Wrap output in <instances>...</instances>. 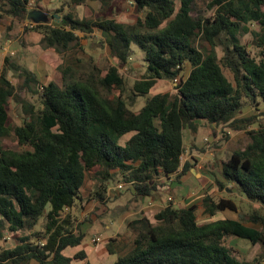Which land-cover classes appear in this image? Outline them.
Here are the masks:
<instances>
[{"label":"trees","instance_id":"16d2710c","mask_svg":"<svg viewBox=\"0 0 264 264\" xmlns=\"http://www.w3.org/2000/svg\"><path fill=\"white\" fill-rule=\"evenodd\" d=\"M99 1L109 5L108 0ZM131 1L147 11L135 24L66 13L52 24L31 26L42 34V47L59 53L77 43V30L97 29L122 64L129 61L136 43L146 69L130 89V101L123 96L126 81L117 66L101 74L91 60L60 64L65 81L60 86L53 80L39 84L32 70L5 58L6 67L24 72V86L40 94L41 106L22 100L26 117L11 126L9 98L18 95L5 69L0 73V241L7 232L17 239L14 247L0 250V264H28L32 258L39 264H71L64 249L81 244L85 237L75 232L71 210L82 204L81 191L89 176L103 184L90 190L89 197L104 200L108 184L118 174L132 182L136 197L154 196L162 185L160 178H180L192 166L190 160L182 162L185 128L195 131L200 120L246 128L254 122L252 117L237 115L248 102L256 107L264 103V0H209L213 12L207 17L192 15L195 0ZM29 2L0 0V22L5 15L27 20ZM253 22L260 26L254 32L262 47L259 60L241 41ZM218 47L224 52L221 58ZM185 64L190 71L180 76ZM82 69L85 77L77 76ZM176 77L177 93L149 96L157 79ZM139 96L146 97L145 103L135 111L131 106ZM12 132L28 147H3L1 139ZM248 134L247 146L223 162V180L217 183H231L264 207V124ZM168 201L154 214L155 221L142 213L127 223L134 238L126 252L119 253L114 239L108 240V251L117 253L112 264H261L241 259L224 238L235 235L264 246V229L230 217L200 223L197 204L177 207ZM204 205L212 216L238 209L231 197L216 200L206 195ZM251 219L264 223L260 214ZM84 256L79 251L74 257Z\"/></svg>","mask_w":264,"mask_h":264},{"label":"rangeland","instance_id":"374dc122","mask_svg":"<svg viewBox=\"0 0 264 264\" xmlns=\"http://www.w3.org/2000/svg\"><path fill=\"white\" fill-rule=\"evenodd\" d=\"M109 5H102L99 0H88L84 4H70V0H30L28 6L30 9L41 7L49 15V23L59 21L61 16L66 13H72L76 18L99 19L109 17L119 22L135 24L139 18H144L147 11L138 10L131 0H108ZM209 0H195L192 8L194 17L209 16L213 9L208 7ZM58 12V13H56ZM57 14L58 16H55ZM32 21L24 20L10 15H5L2 19L0 27V46L2 40L12 44L6 57L11 62L20 64L24 68H28L37 74L40 84L48 83L49 80L57 82L60 86H64L62 72L58 69L60 64H70L78 58L92 61L101 70V74H105L109 67L117 66L119 73L125 78L126 84L123 96L130 101V89L136 80H140L145 75V58L144 53L136 43H132L133 53L129 57V61L122 64L115 57L105 42V38L101 31L94 29L92 32L77 30L78 40L64 53L57 52L54 48H44L39 42L38 31L31 28ZM252 31H247L241 35V41L247 45L251 56L259 60L261 57L262 47L259 39L254 32L260 31V26L253 22L250 25ZM40 43L41 46H38ZM206 42L198 40V44ZM31 44L32 50H24L23 46ZM37 48V49H34ZM44 55L39 56V51ZM10 50H14L12 54ZM18 52L24 56V59L18 57ZM220 58L224 54L221 47H218ZM0 54V62L3 59ZM223 67V66H222ZM4 68L11 82L16 86L18 97L9 98L8 111L11 126L20 125L26 115L23 111L22 100H30L40 107L39 95L35 94L26 86H24V72L22 70ZM0 66V73L4 70ZM224 72L229 78H232L228 68L223 67ZM190 71L189 64L184 65L180 76H186ZM85 70H79L77 76L85 77ZM70 77V76H69ZM67 79H69L67 77ZM162 92L175 94L178 92L177 84L173 80L157 79L151 88L150 95ZM119 93V90H116ZM145 98L139 96L135 99L131 108L138 111L145 103ZM264 103L256 107L249 102L245 104L238 118L252 117L253 123L246 128L235 129L231 123L208 124L204 120L197 121V129L189 131L185 128L183 131L184 152L182 162L190 160L192 166L180 178L173 174L170 178H160L162 184L159 187L157 196L160 198L173 195L172 204L177 207L187 206L189 204H197V220L205 223L220 217L236 218L243 221L246 225L264 229V223L253 221L251 216L262 215L264 217V207L259 203L252 202L244 197L231 183H226L225 187H220L217 180H223L221 168L231 153L238 149H244L250 142L251 138L248 134L249 130L256 129L259 125L264 124ZM233 124V123H232ZM239 124L242 125L240 122ZM126 138V137H124ZM124 140V139H123ZM121 139V141H123ZM1 145L6 148L22 150L28 146L20 144L14 132L1 139ZM200 172L201 176L198 175ZM185 175V176H184ZM184 176V177H183ZM181 178H183L181 180ZM123 183L124 186L119 188L118 185ZM103 186L99 180L87 178L82 188L83 195L82 204L74 207L71 211L76 216V227H82L83 231L87 229V225L92 226L83 239V244L90 247H96L94 252H101L106 249L101 264H112L117 253H110L107 250V242L114 239V248L119 253L126 252L132 245L134 233L127 226V223L138 216L145 214L155 221L154 214L159 211V207L150 210L145 209V198L141 199L135 196L131 181H126L122 175L118 174L110 181L107 187L104 200L89 197V191ZM169 187V188H168ZM211 195L216 200L221 197H231L238 204L237 211L227 209L217 212L212 216L204 205V197ZM156 196V197H157ZM158 197V198H159ZM193 198H195L193 200ZM169 202V201H168ZM167 202V203H168ZM44 220V219H42ZM109 224L111 228H105ZM100 235L102 241L93 243L92 237ZM224 242L231 246L236 254L243 260L260 261L264 264V246L261 243H252L249 239L240 238L235 235H229L224 238ZM17 239L14 235L7 232L5 237L0 241V250L3 248H12L16 245ZM71 249L68 247L67 252Z\"/></svg>","mask_w":264,"mask_h":264},{"label":"crops","instance_id":"0c3cea01","mask_svg":"<svg viewBox=\"0 0 264 264\" xmlns=\"http://www.w3.org/2000/svg\"><path fill=\"white\" fill-rule=\"evenodd\" d=\"M38 8H41V7H38ZM42 9V8H41ZM43 10V9H42ZM0 24H1V22H0ZM2 31V29H1V27H0V32ZM2 33V32H1ZM41 36H42V34L40 33V32H38V37H39V42H40V39H41ZM2 45L0 46V54H2L3 55V59L1 60V62H0V66H1V68L2 69H4L6 66H5V58H8V57H6V54H7V52H9V49H10V47H11V45L12 44H10V43H7V41H5V40H2ZM37 45L38 46H41L40 45V43H37ZM23 49L24 50H32V48H31V44H28L26 47L25 46H23ZM34 49H37V48H34ZM11 51V53L13 54L14 53V50H10ZM44 55V52H43V49H42V51H39V56H43ZM18 57L19 58H21V59H24V56L21 54V52H18ZM10 59V58H9ZM7 68H9V67H6V69ZM10 69H13V68H10ZM17 71V70H16ZM34 72V71H33ZM35 74H36V72H34ZM36 76H37V74H36ZM9 78V77H8ZM10 80V79H9ZM11 81V80H10ZM49 81H51V79L49 80ZM39 84H40V81H39ZM44 84H46V83H44ZM201 173L200 172H198V174H197V176L198 175H200ZM185 176V175H184ZM183 176V177H184ZM201 176V175H200ZM183 178H181V180H182ZM184 180V179H183ZM169 188V187H168ZM159 192V191H158ZM158 192L156 193V195H154V196H149V197H145V209H147V210H150V209H152V208H154V207H159L160 209H162L163 207H165L169 202H168V197L169 196H172L173 197V195L172 194H168L167 196L165 195V196H163V197H159V196H157V194H158ZM157 196V197H156ZM159 197V198H158ZM195 198H193V200H194ZM168 202V203H167ZM159 209V210H160ZM93 227V225L92 226H89V225H87V229H85V231H83V229H82V227H81V229L79 228L78 229V227H76V229H75V232L76 233H78V232H81V233H84L85 235H86V232L90 229V228H92ZM105 228H111L110 227V225L109 224H106L105 225ZM94 236H99L100 238H101V240L100 241H98V242H101L103 239H102V237L100 236V235H94ZM93 236V237H94ZM92 237V238H93ZM93 241V240H92ZM98 242H95V243H98ZM93 243H94V241H93ZM71 247V246H70ZM107 247V246H106ZM95 249H97L95 246L94 247H90L89 245L87 246L86 244H83V241H82V243L81 244H79V245H76V246H72L71 247V249L67 252V250H68V247L66 248V249H64V253L66 254V255H68V256H70V257H72V262H71V264H101V263H103L102 262V258L104 257V253L106 252V249H104L103 251H102V256H101V252L99 251V252H94L95 251ZM108 250V249H107ZM79 251H83L84 253H85V256L83 257V258H81V257H74V256H76V253L77 252H79ZM28 264H39V262H38V260L37 259H35V258H32V259H30V261H29V263Z\"/></svg>","mask_w":264,"mask_h":264},{"label":"water","instance_id":"95a60500","mask_svg":"<svg viewBox=\"0 0 264 264\" xmlns=\"http://www.w3.org/2000/svg\"><path fill=\"white\" fill-rule=\"evenodd\" d=\"M55 16H58L55 14ZM28 20L39 23V22H49V15L41 8H32L27 15Z\"/></svg>","mask_w":264,"mask_h":264},{"label":"built area","instance_id":"2783aa9c","mask_svg":"<svg viewBox=\"0 0 264 264\" xmlns=\"http://www.w3.org/2000/svg\"><path fill=\"white\" fill-rule=\"evenodd\" d=\"M34 22H32V24H33ZM174 81L176 82V84L178 83V78L176 77L175 79H174ZM124 186V184L123 183H121V184H119L118 185V187L119 188H122ZM168 200H173V197L172 196H169L168 197ZM92 240L94 241V242H98V241H100L101 240V238L99 237V236H94L93 238H92Z\"/></svg>","mask_w":264,"mask_h":264}]
</instances>
